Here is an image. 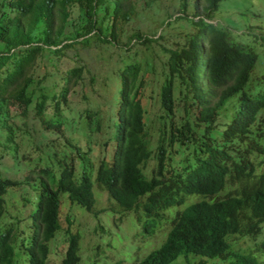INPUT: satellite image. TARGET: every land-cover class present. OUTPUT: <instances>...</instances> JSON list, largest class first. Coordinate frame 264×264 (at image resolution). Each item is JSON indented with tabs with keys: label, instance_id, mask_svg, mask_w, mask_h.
<instances>
[{
	"label": "trees",
	"instance_id": "16d2710c",
	"mask_svg": "<svg viewBox=\"0 0 264 264\" xmlns=\"http://www.w3.org/2000/svg\"><path fill=\"white\" fill-rule=\"evenodd\" d=\"M134 1L0 0V154L14 153L22 144L19 155L28 169L24 180L0 175V264H15L19 255L22 264H48V241L60 228V194L90 210L93 181L124 211L133 210L136 218L142 213L144 226L158 222L162 210L184 202V195L200 196L174 213L160 243L134 264H167L180 253L220 259L232 255L228 264H264L254 252H230L226 238L242 229L257 232L264 219V70L254 93L242 89L246 82L252 84L256 53L205 20L219 0H193V14L191 8L186 11L188 0H177L175 14L166 13L165 20L173 15L164 26L179 17L176 23L191 26L182 32L181 45L164 43L166 29L156 36L132 29L120 40L119 27L133 14ZM92 34L99 41L122 42L116 45L120 50L129 47L131 35L139 44L155 42L152 47L163 57L155 141L141 101L144 69L136 61L123 60L103 138L99 105L85 106L84 116L71 105L72 86L80 85L85 68L72 63L77 50L66 51L88 46ZM36 59L46 60L52 70L39 71ZM233 95L238 98L229 121L218 129L219 108ZM64 117H75L80 134L67 138L68 151L48 136L58 138L66 127ZM174 152L182 155L176 161L180 167H166ZM150 157L153 165L146 173ZM32 159L40 164L28 168ZM255 166L261 171L254 175ZM29 179L37 180L32 185L36 191L21 201L29 204L25 214L6 221L4 193ZM64 230L59 264H75L78 234L70 230L69 220ZM258 250L264 254V237Z\"/></svg>",
	"mask_w": 264,
	"mask_h": 264
},
{
	"label": "rangeland",
	"instance_id": "374dc122",
	"mask_svg": "<svg viewBox=\"0 0 264 264\" xmlns=\"http://www.w3.org/2000/svg\"><path fill=\"white\" fill-rule=\"evenodd\" d=\"M176 3L177 0H135L133 14L127 22L121 26L120 23L116 25L115 31H118L120 26L119 39L123 35L132 33V29L147 36H151L153 33L156 36L159 32L166 29L169 33L165 35L164 43L169 46L181 45L185 38L182 32H188L191 26L183 20L180 23H176L181 17L174 20L171 19L169 24L164 26L165 21L172 18V15L175 14L173 10ZM105 4H108V8L112 7L110 1H106ZM187 5L186 11L191 8L190 14H193V0H188ZM168 12L173 14L165 20L164 18ZM197 12L202 14L199 6ZM205 20L213 22L217 27L224 29L232 42L244 44L256 53V59L249 74V78L252 77V84L251 82L246 84V82L242 87V89L245 87L244 90L246 92L254 93L253 89L259 82L257 77L264 70V0H219L217 8ZM172 23L175 24L171 27ZM123 25L124 31L120 33ZM107 38H110V36ZM122 41H126V38H123ZM127 41L126 46L129 47L120 50L116 45L123 44L122 42L99 41L92 34L88 46H77L76 49L73 48L66 51L70 55L74 50H77V56L71 55V58H73L72 63L83 65L85 68L83 70L85 77L79 81L78 84L80 85L73 84L74 90L69 95V100L75 109H80L81 116H84L83 109L85 106L99 105L98 118L101 125L99 133L103 138L107 122L106 114L109 115L113 107L112 93L116 92L118 74L124 64L123 60L136 61L144 69L143 78L146 86L144 87V97L141 101L145 108V121L150 131L151 140L155 141L158 123L156 114L159 111L156 91L157 85L160 84L161 80L160 72L163 69L161 58L163 57L160 54L157 55V51L152 47V45L155 46V42L139 44L132 35L127 38ZM36 60L39 71L49 69V64L46 60ZM49 70L51 71L52 69ZM89 74L93 75L92 80H89ZM82 95H86L88 100L86 101ZM236 98H238V95L229 97L219 108L220 114L216 117V121L219 122L218 129L221 128V124L226 125L229 121L228 118L233 110L232 105ZM262 113L264 116V110ZM96 117L97 114L93 118ZM7 122H10V120H7ZM74 122L75 117H64V125L66 127L59 131L58 138L54 134H48L49 137L54 138L58 142V147L62 151H68L67 138L75 140L80 135L75 129L76 123ZM215 135L218 136V131ZM23 147L22 144H19L14 153L6 151L0 154L1 176L18 180L25 179L28 169L19 155ZM181 156L179 152L172 153L171 157L167 159L166 167H170L171 164V167L179 168L180 165L176 164V161ZM39 164V162H35L32 159L28 161V168ZM152 165L153 160L150 157L145 165L146 173H148V169ZM259 171L261 169L255 166L254 175ZM36 182V179H29L27 183H23L15 189L11 188L4 193L6 209V218L4 219L6 221L9 219L14 220L16 215L25 214L29 204H23L21 201L24 198H32L36 191L32 185H36ZM92 190L95 200L90 210L75 202L68 201L65 193L60 194V228L54 237L48 241L49 252L46 258L48 264H59L66 243L62 238L65 235L64 229L67 226V220H69L70 230L78 234V253L80 258L75 264H134L137 259L143 257L145 253L160 243L174 213L186 203L200 197L197 194L184 195V202L162 210L159 213L158 222L156 221L152 226H144L145 216L142 213L136 218L133 210L124 211L114 199L108 196L104 187L94 181ZM263 237L264 223L259 225V230L254 233L246 232L244 229L240 232L231 233L226 236L229 242L228 250L230 252H254L264 258V254L258 250L259 241ZM232 257L234 256L229 255L220 259L219 257H206L193 253H180L167 264H196L198 259L204 260V264H228ZM15 264H22L21 255L16 258Z\"/></svg>",
	"mask_w": 264,
	"mask_h": 264
},
{
	"label": "clouds",
	"instance_id": "9594fccd",
	"mask_svg": "<svg viewBox=\"0 0 264 264\" xmlns=\"http://www.w3.org/2000/svg\"><path fill=\"white\" fill-rule=\"evenodd\" d=\"M208 21V20H207ZM202 48H203V51H202V54H203V57L206 55V53H207V49H206V45L205 44H203L202 45ZM245 48L246 49H249V48H247L246 46H245ZM251 50V49H250ZM264 223V219L263 220H261L260 221V223H258V230H259V225H262ZM234 233V232H233ZM229 234H231V233H229ZM228 234V235H229Z\"/></svg>",
	"mask_w": 264,
	"mask_h": 264
}]
</instances>
